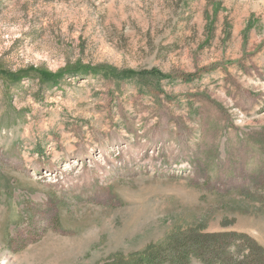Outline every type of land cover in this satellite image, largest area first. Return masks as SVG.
<instances>
[{
	"label": "rangeland",
	"instance_id": "obj_1",
	"mask_svg": "<svg viewBox=\"0 0 264 264\" xmlns=\"http://www.w3.org/2000/svg\"><path fill=\"white\" fill-rule=\"evenodd\" d=\"M189 226L264 247V0H0V264Z\"/></svg>",
	"mask_w": 264,
	"mask_h": 264
},
{
	"label": "trees",
	"instance_id": "obj_2",
	"mask_svg": "<svg viewBox=\"0 0 264 264\" xmlns=\"http://www.w3.org/2000/svg\"><path fill=\"white\" fill-rule=\"evenodd\" d=\"M193 259L204 264H264V247L244 232H209L189 226L142 251L104 264H189Z\"/></svg>",
	"mask_w": 264,
	"mask_h": 264
}]
</instances>
